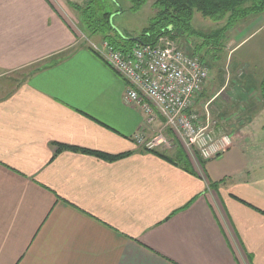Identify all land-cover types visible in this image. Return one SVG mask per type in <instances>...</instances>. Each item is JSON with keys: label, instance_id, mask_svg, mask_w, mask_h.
<instances>
[{"label": "crops", "instance_id": "crops-1", "mask_svg": "<svg viewBox=\"0 0 264 264\" xmlns=\"http://www.w3.org/2000/svg\"><path fill=\"white\" fill-rule=\"evenodd\" d=\"M83 2L0 0V264H264V99L201 167L143 150L125 81L79 42Z\"/></svg>", "mask_w": 264, "mask_h": 264}, {"label": "rangeland", "instance_id": "rangeland-1", "mask_svg": "<svg viewBox=\"0 0 264 264\" xmlns=\"http://www.w3.org/2000/svg\"><path fill=\"white\" fill-rule=\"evenodd\" d=\"M154 1L146 0L137 11L131 10L132 4L126 0H99L96 7L99 14H112L110 21L115 30L128 38H137L150 26L156 15ZM254 22L256 21L253 18H249L237 23L218 45L215 41L203 37L190 36L188 32H178V38L173 39L177 46L186 54L198 57L208 72L201 93L192 100L188 109L189 114L194 116L193 125L199 141L196 147H190L181 134H176L174 136L180 144L171 142L167 145V141V144L157 148L158 152L167 153L172 157L181 145V149L200 166L201 162L209 159L204 160L200 156L199 151L204 147L220 143L223 138H227L229 143L223 145L220 151L231 146V131L239 123L246 121L249 106L256 105V100L261 97L264 99V27L258 32H251L250 29L256 24ZM224 23L225 21L213 22L195 13L191 28L206 36L221 29ZM73 25L79 35L80 44L90 45L92 41L87 39L88 33L83 26L81 15L74 20ZM28 73L27 68L9 77L16 85L23 81ZM7 81L2 82L3 86ZM254 92H257L258 96L251 97ZM167 132L171 133V130L161 123L153 130L152 136L161 133L169 140Z\"/></svg>", "mask_w": 264, "mask_h": 264}, {"label": "built area", "instance_id": "built-area-1", "mask_svg": "<svg viewBox=\"0 0 264 264\" xmlns=\"http://www.w3.org/2000/svg\"><path fill=\"white\" fill-rule=\"evenodd\" d=\"M90 47L125 81L123 101L138 108L143 115L144 132L162 120L171 133L181 134L190 147H196L198 134L193 125L194 116L188 109L208 77L198 57L186 54L166 36L158 38L154 45L134 46L126 53L113 49L104 41L98 47L93 44ZM144 132L137 133L134 140L145 151H155L167 141V145L171 143L161 133L148 140ZM228 143L229 140L223 138L220 143L201 149L200 156L210 160Z\"/></svg>", "mask_w": 264, "mask_h": 264}, {"label": "trees", "instance_id": "trees-1", "mask_svg": "<svg viewBox=\"0 0 264 264\" xmlns=\"http://www.w3.org/2000/svg\"><path fill=\"white\" fill-rule=\"evenodd\" d=\"M126 1L132 4L131 10L133 11L139 10L146 2V0ZM97 3L99 4V0H85L83 6L73 5V9L81 15L88 36H100L104 42L121 53H126L134 46L154 45L160 37L178 38L180 31L188 32L190 36L196 35L206 40L215 41L218 45L226 33L232 30L237 23L253 15H264V0H155L153 4L156 10L155 17L150 26L136 38L137 42H133L124 34L122 36L125 38H122L114 29L110 21L112 14H99ZM195 13L213 22L225 21L224 26L206 36L200 35L191 28ZM152 153L166 161H171L155 151ZM97 156L108 161L123 157ZM203 163L201 162V165Z\"/></svg>", "mask_w": 264, "mask_h": 264}, {"label": "water", "instance_id": "water-1", "mask_svg": "<svg viewBox=\"0 0 264 264\" xmlns=\"http://www.w3.org/2000/svg\"><path fill=\"white\" fill-rule=\"evenodd\" d=\"M117 32H118V31H117ZM118 34H119L120 36H122V34H121L120 32H118ZM122 38H125V37L122 36ZM130 40L133 41V42H137V39H136V38H130Z\"/></svg>", "mask_w": 264, "mask_h": 264}]
</instances>
